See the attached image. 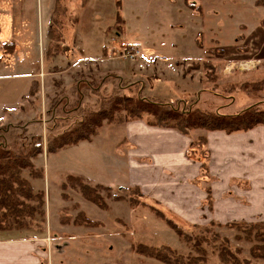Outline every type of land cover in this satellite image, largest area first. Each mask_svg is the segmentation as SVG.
I'll return each mask as SVG.
<instances>
[{
  "label": "rangeland",
  "instance_id": "374dc122",
  "mask_svg": "<svg viewBox=\"0 0 264 264\" xmlns=\"http://www.w3.org/2000/svg\"><path fill=\"white\" fill-rule=\"evenodd\" d=\"M56 1L0 0V154L18 155L42 171L40 179L28 169L22 177L43 191L46 201L43 221L0 232V240L45 244L47 263L55 262L59 251L63 264H164L137 254L140 244L197 257L195 241L180 239L168 227L171 221L201 241L208 264H221L224 239L234 254L241 251V263L251 260V245L237 241L241 230L230 226L264 220L214 217L212 152L208 144L198 150L196 142L208 139L197 132L201 129L189 133L192 148L206 155L195 158L202 171L193 180L207 194L202 204L184 202L193 189L187 186L168 187L167 198L158 203L143 197L145 206L131 204L140 200L131 159L134 167L145 161L137 154L122 158L129 146L127 122L103 121L90 142L50 150L100 117L101 109L111 110V104L115 109V102L126 98L228 116L253 105L264 111V6L257 0H58L55 9ZM122 45L138 49L140 57L124 59ZM247 63L250 68L241 67ZM246 84L259 90L243 88ZM125 114L122 109L114 117ZM69 173L89 178L69 182ZM86 186L107 209L83 197ZM179 192L184 197L177 198ZM85 217L92 225L83 223ZM75 237L79 240L71 241Z\"/></svg>",
  "mask_w": 264,
  "mask_h": 264
},
{
  "label": "crops",
  "instance_id": "0c3cea01",
  "mask_svg": "<svg viewBox=\"0 0 264 264\" xmlns=\"http://www.w3.org/2000/svg\"><path fill=\"white\" fill-rule=\"evenodd\" d=\"M123 126L129 146L123 150L125 157L122 158H126V153L132 156L137 154L139 160L145 161L134 167L136 160L133 157L134 165L129 169L134 176L132 186L138 188L143 197L158 203L163 200L161 196L167 198L168 187L187 186L193 189L188 190L189 198L184 202L189 205L206 201L207 194L197 187V181H193L201 174L199 167L202 163L188 156L193 143L191 132L185 134L175 129L151 126L143 120L130 121ZM197 132H203L208 138V147L212 152V167L209 168L214 177L211 179L214 217L264 220V126L232 134L206 130ZM69 175L89 178L83 173ZM181 193H177V198L184 197ZM228 195L230 199H226ZM77 240L76 237L71 239ZM32 241L29 238L21 240L9 237L0 240V264H63L58 259L63 252H57L55 262L47 263L46 245L40 247Z\"/></svg>",
  "mask_w": 264,
  "mask_h": 264
},
{
  "label": "trees",
  "instance_id": "16d2710c",
  "mask_svg": "<svg viewBox=\"0 0 264 264\" xmlns=\"http://www.w3.org/2000/svg\"><path fill=\"white\" fill-rule=\"evenodd\" d=\"M59 1H56L55 9H58ZM258 6H264V0H257L255 3ZM264 28V20H263ZM51 32V31H50ZM51 34V33H50ZM51 36V35H50ZM200 45V44H199ZM201 46V45H200ZM10 47V46H8ZM1 60V57H0ZM207 63V62H206ZM255 90L257 85L247 84L243 88ZM259 90V88H257ZM146 100L141 98V100L126 98L123 103L119 100L115 102V109H101L99 112L100 117L93 118L85 124L81 125V129L74 132L70 140H64L56 149H51L50 153L56 150L62 149L65 146H77L82 142H90L93 137L97 136L99 129L104 125L103 121L108 122V124H123L130 121H137L143 119V116L147 115L153 118L149 125L162 127L166 129H175L182 133L188 134L191 130H206L209 132L221 131L227 134L249 131L258 126H264V111L251 106L244 111L233 114V115H222L219 113L205 112L198 108L194 110H184L181 111L174 103H152L145 102ZM181 106H185V102L179 101ZM178 103V104H179ZM179 104V105H180ZM168 109L163 111L162 109ZM126 113L125 117L115 116L114 112ZM198 150L201 148L205 149L207 146V139L201 137L198 142ZM191 143L189 148V156L193 160L195 158L201 159L206 155L204 151H196L193 149ZM5 153V154H4ZM0 154V232L7 233L14 229L28 228V225L32 221H43L46 217L45 211V193L43 191L36 192L30 181L22 177L24 170H31L32 178L40 179L43 178L42 171L34 170L28 161L17 156H12L10 152H4ZM79 180L77 177L70 176L68 181ZM65 187V186H64ZM83 197L89 202L95 205L101 206L103 210L107 209L104 205L105 203L98 202L96 197L92 195L90 189L82 187ZM135 195L140 198V200L131 199V204L135 206H145L146 204L142 202L143 195L141 191L136 188ZM141 201V202H140ZM157 216L164 217L161 212H156ZM86 217L83 223H89ZM167 225L172 231H174L177 236L182 239L185 243L194 242V249L198 252L197 257L185 258L178 256L176 252L170 247L152 248L146 245H138L135 247V252L143 257H148L163 262L164 264H208L205 259V250L202 249V243L199 240H194L191 236L184 233L181 228L173 224L171 221L167 222ZM236 229L241 230V235H236L235 239L237 241H247L251 245L250 254L251 260L254 261H264V222L251 223L245 226L241 225H231ZM220 236L215 235L214 240L218 241ZM224 244L220 247L219 258L221 264H249L251 260H245L242 263L239 260L240 250L234 251L230 249V242L228 239L222 241Z\"/></svg>",
  "mask_w": 264,
  "mask_h": 264
},
{
  "label": "built area",
  "instance_id": "2783aa9c",
  "mask_svg": "<svg viewBox=\"0 0 264 264\" xmlns=\"http://www.w3.org/2000/svg\"><path fill=\"white\" fill-rule=\"evenodd\" d=\"M121 47L123 48L122 51H123V58L124 59L135 61L141 55L140 51L138 49H136V48H130V47L128 48V47H126V45H122ZM247 65H250V63H247L246 65L241 66V67H246V68H250L251 67V66H247Z\"/></svg>",
  "mask_w": 264,
  "mask_h": 264
}]
</instances>
